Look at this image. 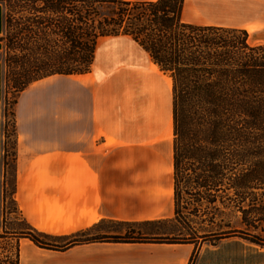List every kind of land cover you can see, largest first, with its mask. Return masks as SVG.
Masks as SVG:
<instances>
[{"label": "crops", "instance_id": "crops-1", "mask_svg": "<svg viewBox=\"0 0 264 264\" xmlns=\"http://www.w3.org/2000/svg\"><path fill=\"white\" fill-rule=\"evenodd\" d=\"M181 19L264 29V0H183ZM2 105L0 58V227L8 175L20 219L46 238L173 216L170 78L129 36L99 37L88 72L48 75L19 91L12 130ZM203 249L91 241L54 250L19 237L18 264H188L194 251L198 264Z\"/></svg>", "mask_w": 264, "mask_h": 264}, {"label": "trees", "instance_id": "trees-1", "mask_svg": "<svg viewBox=\"0 0 264 264\" xmlns=\"http://www.w3.org/2000/svg\"><path fill=\"white\" fill-rule=\"evenodd\" d=\"M41 2L28 16H5V55L20 63L8 70L12 88L18 93L48 75L87 72L99 37L132 38L170 78L174 214L125 224L175 219L187 232L86 237L82 230L58 244L28 228L35 235L10 233L14 252L3 263L18 264L19 237L54 250L91 241L188 242L204 245L198 264L209 260L204 254L222 255L230 242L264 247V41L251 42L243 28L183 21V0Z\"/></svg>", "mask_w": 264, "mask_h": 264}, {"label": "rangeland", "instance_id": "rangeland-1", "mask_svg": "<svg viewBox=\"0 0 264 264\" xmlns=\"http://www.w3.org/2000/svg\"><path fill=\"white\" fill-rule=\"evenodd\" d=\"M42 5L41 0H35L31 3V0H4L3 2V10L5 16L10 14L13 18L19 17L20 15L27 16L33 12L30 10L31 6ZM33 14V13H32ZM4 29L0 34V58L2 63V92H3V105H2V114L6 119V122L9 126V129L12 130L13 122H12V113H13V104L15 101V97L17 95V91L12 88V81L10 80V74L8 70H13L16 72L20 66V63L9 60L8 56H6V48H5V36L8 30L7 24L4 23ZM250 27V26H249ZM12 29V28H11ZM250 30L248 32L249 39L251 42H261L264 41V29L258 30ZM54 41L56 37L54 35L51 36ZM6 51V52H5ZM9 52V51H8ZM8 54V53H7ZM74 62L72 60L69 61V66H73ZM88 72V71H87ZM86 73V72H84ZM79 73V74H84ZM76 74V73H72ZM75 77V75H73ZM11 176L8 175V182L5 187V191L3 192V203L1 207V227H0V264H4L3 261H6V258H9L12 252H14V242L15 238L10 233H31L26 226V224L20 219V214L14 204V201L11 197ZM182 202L187 199V194L182 191ZM181 204V203H180ZM173 217V216H172ZM134 232V233H132ZM156 232L164 233L167 236H176L178 233H185L186 230L181 228V225L175 220L172 219L168 222L162 223H150L147 225L133 227L128 224L113 221V220H105L97 223L94 226L83 231L82 236L93 237V236H138V234H143L144 236H154L153 234ZM33 233V232H32ZM138 233V234H137ZM34 234V233H33ZM35 235V234H34ZM40 240L46 242H54L58 244H63L67 240L64 238H46L44 236L39 237ZM17 240V239H16ZM223 252L222 255L216 256H208L204 254L202 260L209 259L206 264H264V255H260L257 253V250H264V247L260 248L255 244H250L247 242H242V245L235 244L230 242L229 246H224L220 248ZM217 259H216V258ZM198 259V258H197ZM62 260L59 261V263ZM68 261V258H65L63 262ZM196 261V255L192 258L191 264H194Z\"/></svg>", "mask_w": 264, "mask_h": 264}, {"label": "bare ground", "instance_id": "bare-ground-1", "mask_svg": "<svg viewBox=\"0 0 264 264\" xmlns=\"http://www.w3.org/2000/svg\"><path fill=\"white\" fill-rule=\"evenodd\" d=\"M248 29H251V27H248ZM153 68H154V69H156V66H155V65H153Z\"/></svg>", "mask_w": 264, "mask_h": 264}]
</instances>
